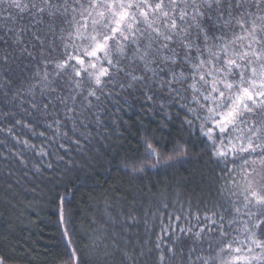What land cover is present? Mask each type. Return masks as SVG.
Instances as JSON below:
<instances>
[{
  "label": "snow or ice",
  "instance_id": "snow-or-ice-1",
  "mask_svg": "<svg viewBox=\"0 0 264 264\" xmlns=\"http://www.w3.org/2000/svg\"><path fill=\"white\" fill-rule=\"evenodd\" d=\"M9 105L28 120L0 111L11 124L0 131L56 126L77 148L93 130H114L126 109L165 120L175 109L182 128L198 131L208 162L232 179L236 200L194 208L189 199L187 209L178 200L179 213L163 218L159 208L133 206L113 220L106 256L119 254L121 264H264V0H0V109ZM156 143L145 137L143 157L126 159L123 170L142 179L190 155L185 144L165 153ZM0 149L5 162L27 168L7 137ZM141 223L146 238L136 242ZM66 249L64 264H81L70 238Z\"/></svg>",
  "mask_w": 264,
  "mask_h": 264
},
{
  "label": "trees",
  "instance_id": "trees-1",
  "mask_svg": "<svg viewBox=\"0 0 264 264\" xmlns=\"http://www.w3.org/2000/svg\"><path fill=\"white\" fill-rule=\"evenodd\" d=\"M9 110L17 112L15 119L28 120L14 105L0 109ZM175 111L172 120H165L163 115L146 116L126 109L118 113L114 130L103 135L93 130L88 133L90 142L85 145L82 141L79 148L61 139L59 133L67 129L56 126L46 130L44 126L16 125L12 133L0 131V141L7 137L9 146L14 145V151L23 153L29 162L25 168L0 158V256L7 264H64L66 239L70 238L81 264H121L119 254L106 256L113 252L112 237L118 231L112 222L123 219L133 206L138 210L141 206L152 211L159 208L163 218L164 213H179L180 203L187 209L189 199L194 208L197 201H202L201 208L204 203L209 207L224 204L228 198L235 201L229 191L235 190L232 179L208 162L198 131L182 128ZM10 126L0 115V128ZM53 131L57 133L54 141ZM13 137L27 140L36 149L16 144ZM145 137L157 142L165 153L177 142L185 144L190 155L172 167L150 168L142 179L133 178L123 170V162L143 157ZM61 143L64 149L58 147ZM41 147L50 154L35 155ZM165 203L167 209L162 207ZM140 215L142 220L143 213ZM175 223L184 225L185 221ZM132 232L136 242L146 238L143 223ZM155 232L162 235L159 227ZM155 238L153 235L152 240Z\"/></svg>",
  "mask_w": 264,
  "mask_h": 264
},
{
  "label": "rangeland",
  "instance_id": "rangeland-1",
  "mask_svg": "<svg viewBox=\"0 0 264 264\" xmlns=\"http://www.w3.org/2000/svg\"><path fill=\"white\" fill-rule=\"evenodd\" d=\"M257 179L259 180V177H257Z\"/></svg>",
  "mask_w": 264,
  "mask_h": 264
}]
</instances>
